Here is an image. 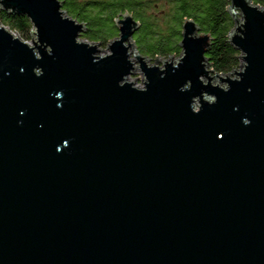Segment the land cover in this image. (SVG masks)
<instances>
[{"label": "water", "instance_id": "1", "mask_svg": "<svg viewBox=\"0 0 264 264\" xmlns=\"http://www.w3.org/2000/svg\"><path fill=\"white\" fill-rule=\"evenodd\" d=\"M228 1L240 69L187 19L140 89L131 14L103 54L59 0H0L36 36L0 24V264H264V7Z\"/></svg>", "mask_w": 264, "mask_h": 264}, {"label": "trees", "instance_id": "2", "mask_svg": "<svg viewBox=\"0 0 264 264\" xmlns=\"http://www.w3.org/2000/svg\"><path fill=\"white\" fill-rule=\"evenodd\" d=\"M62 1L65 2L63 11L87 24L88 32L83 38L88 42L108 45L117 39L119 34L114 21L118 13H129L141 23L133 38L138 52L153 59L169 58L181 54L183 24L190 19L213 40L206 58L215 74L229 75L241 67V53L229 42L235 21L228 12L231 5L228 0H166L165 8L157 0H105L97 5H88L85 0ZM254 4L264 7V0H254ZM0 24L23 40H31L33 26L27 16L2 9Z\"/></svg>", "mask_w": 264, "mask_h": 264}, {"label": "rangeland", "instance_id": "3", "mask_svg": "<svg viewBox=\"0 0 264 264\" xmlns=\"http://www.w3.org/2000/svg\"><path fill=\"white\" fill-rule=\"evenodd\" d=\"M158 3L162 6H166V0H157ZM165 4V5H164ZM239 19H241L240 16H238ZM34 31V30H32ZM15 36L21 38L18 34L14 33ZM31 37V40L29 41H26L28 42L31 46H33V42L36 41V36L35 35H30ZM22 39V38H21ZM23 40V39H22ZM33 40V42H32ZM81 40L83 41H86L85 39L81 38ZM25 41V40H24ZM114 40H112L111 42L108 43V45H100L99 49L102 50L103 54H107V48L108 46L113 43ZM133 44H135V46H133L130 50V59L133 61L134 63V67H135V70L133 72V74L129 77V82H132V83H135L136 86L140 89H144L145 88V85L143 83L146 82V79L144 77V73L141 71V69L139 68L140 64L137 62V58L135 56H138L140 53L138 52V48L136 46V43L133 42ZM135 55V56H134ZM182 55V52L180 55H173L171 57H175L176 59H178L180 56ZM144 57V56H143ZM146 59L148 60H145V63L148 65V66H160V67H163V63H162V59L163 58V61H170V57L169 58H165V57H160V58H152V57H145ZM157 59V60H156ZM206 71L209 72V77L210 78H213L215 75L218 76V77H223V75H220V74H215L212 72L211 68H206ZM231 78H234L232 75H230ZM213 80V85L214 86H217V85H220L221 87H225L226 84H223V83H220L219 82V79L217 77H215V79H212ZM202 81L203 83L207 84L208 83V79L207 78H202Z\"/></svg>", "mask_w": 264, "mask_h": 264}, {"label": "flooded vegetation", "instance_id": "4", "mask_svg": "<svg viewBox=\"0 0 264 264\" xmlns=\"http://www.w3.org/2000/svg\"><path fill=\"white\" fill-rule=\"evenodd\" d=\"M86 2V4H88V5H97V4H100V3H103V2H106L105 0H85ZM152 1V0H151ZM59 2L62 4V6H64V4H65V2H63L62 0H59ZM145 2L146 1H144L143 2V4H145ZM123 14H125V13H118V16L116 17V19H115V21H114V23H116V21H118V20H121V15H123ZM133 16V15H132ZM134 17V16H133ZM72 18V17H71ZM73 19V18H72ZM135 19V18H134ZM73 20H76V19H73ZM77 21V20H76ZM135 21H137V22H139L140 23V21H138L137 19H135ZM77 22H79V21H77ZM80 23V22H79ZM80 24H83V25H85V28H84V31L81 33V35H80V37L81 38H83V36L88 32V27H87V24H85V23H80ZM141 24V23H140ZM118 30V29H117ZM118 34H119V31H118ZM118 38V37H117ZM84 39V38H83Z\"/></svg>", "mask_w": 264, "mask_h": 264}]
</instances>
